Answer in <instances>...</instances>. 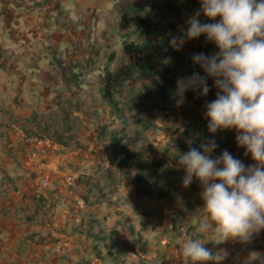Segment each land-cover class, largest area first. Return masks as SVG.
I'll list each match as a JSON object with an SVG mask.
<instances>
[{
  "label": "crops",
  "instance_id": "crops-1",
  "mask_svg": "<svg viewBox=\"0 0 264 264\" xmlns=\"http://www.w3.org/2000/svg\"><path fill=\"white\" fill-rule=\"evenodd\" d=\"M115 1L0 0V264H59L48 257L66 244L69 226L75 218L74 211L79 207L76 205L79 200V176L76 178L70 169L76 168L68 158L69 153L66 154L71 149L55 144L49 138L26 137L23 127L28 125L27 119L32 113L57 107V101L63 99L57 87L64 90L66 103L76 114L72 94L79 90L73 87L71 80L64 82L62 75L55 78L63 67L58 70L56 66L51 67V71L56 72L54 79L49 74L44 80L47 84L41 89L39 81L35 82L32 78L39 75L38 70L48 72L40 64L48 45L58 48L62 66L90 57L97 59L99 44L105 40L103 16L113 8ZM41 53L42 58L36 57V72L31 75L24 72L23 63L32 66L35 62L32 57ZM73 66L72 72L79 69L75 64ZM77 106L95 110L99 108V102L85 100ZM80 119L84 124L95 123L93 117L83 116ZM236 134L235 129L217 132V144L225 139L231 143L218 145L211 157L215 158L227 150L246 166L254 164L251 154L245 155V148L237 145ZM175 173L177 179L174 181L177 183L172 198L176 197V206L180 208L183 201L198 209L197 219L189 217L191 223L188 225L196 239L197 235L203 239L208 237L204 247L213 254L227 253L220 264H257L250 257L254 252L264 255V229L250 242L236 238L217 243L211 239L213 229L198 232L197 223L208 220L202 187L195 177L189 186L183 185L186 174L183 167L180 169L178 166ZM42 175L49 177V187L41 186L39 177ZM55 194L62 200L61 206L55 205ZM174 256L173 263L183 264L175 253ZM195 263L216 264L212 260Z\"/></svg>",
  "mask_w": 264,
  "mask_h": 264
},
{
  "label": "rangeland",
  "instance_id": "rangeland-1",
  "mask_svg": "<svg viewBox=\"0 0 264 264\" xmlns=\"http://www.w3.org/2000/svg\"><path fill=\"white\" fill-rule=\"evenodd\" d=\"M130 1L147 5L152 0L115 1L113 8L103 16L105 40L99 44L97 59L90 57L82 62L62 66V60L58 57V48L47 44L48 50L45 51V57L42 58V53L38 54L32 57L35 60L32 66L26 62L22 65L24 72L31 75L32 72H36V57L43 59L40 64L48 72L38 70L39 75L32 78L35 82L39 81L40 89L47 84L44 80L49 74H52V79H54L56 72H52L51 67L56 66L57 70L63 67L62 72H57L55 78L62 75L64 82L70 81L71 77L75 78L70 82L73 87L78 88L79 92L72 94L73 104L84 103L85 100L99 102V108L95 109L98 117L91 115L95 119L92 125L84 124L80 119L85 116L84 114L76 110V114H73L74 110L67 105V97L60 87H57V91L63 99L57 101V107L35 112L39 116L38 121L41 125L48 124L52 130L73 136L80 142L81 147H75L74 143H71L68 149L72 151L66 152V154L69 153L68 158L76 167L70 168L75 177L89 175L96 180V183H87V180H82L84 186L79 189V200L76 203L79 207L74 211L75 218L69 226L70 231L65 239L66 244L55 249L48 257L49 260H55L59 264H175L173 263L175 262L174 253L180 248V242L185 237L196 239L194 231L188 225L191 223L189 217L192 220L197 219V207H192L182 201L183 205L179 208L176 206V197L172 198V195L175 196L176 168L167 177L165 183L163 179L160 182V184L164 183L166 198L160 200L139 194L135 191L131 179L133 170L114 166L110 160L109 145L96 140V123L105 124L109 129L124 127L127 134L126 140L135 149L145 151L144 154L147 153L150 158L148 165H151L162 158L164 148L170 140L184 136L181 128L184 130L188 115L194 107L186 97L183 105L179 107L173 99L166 104L164 109L152 111V120L156 127L149 130L143 129L142 124L149 113L143 112L139 97L144 92V84H150L151 78L135 75L123 84L113 83L111 85L118 107L122 109L120 115L107 105L100 91V87L104 84V77H113L129 62L128 55L122 47L123 39L136 40L132 18L118 11ZM61 48L62 44L59 50ZM218 51L219 49L214 46L211 54ZM13 63L15 65V62ZM74 64L79 69L72 72ZM206 106L205 101L202 100L198 107L204 117L207 111ZM80 115L83 116L80 117ZM217 132L223 133L225 130H217ZM217 132L209 133L208 138L215 139ZM180 169H182L181 166ZM156 183L158 187L159 183ZM172 214L173 216H170ZM197 224L196 227H200L201 223ZM88 225L94 232L99 231L102 235L106 234V241L96 242L82 233L81 231L85 230ZM112 230L118 232V237L124 242L123 245L117 244L116 238L110 236ZM130 230H134V233L132 234ZM112 256L115 259H112ZM188 264L196 263L189 260Z\"/></svg>",
  "mask_w": 264,
  "mask_h": 264
},
{
  "label": "clouds",
  "instance_id": "clouds-1",
  "mask_svg": "<svg viewBox=\"0 0 264 264\" xmlns=\"http://www.w3.org/2000/svg\"><path fill=\"white\" fill-rule=\"evenodd\" d=\"M201 7L189 18V27L183 36H173L169 46L181 50L187 40L205 35L219 49L210 55L192 56L205 75L194 72L178 79L175 102H185L188 90L209 92L207 79L214 80L218 89L216 99L207 104L205 117L210 133L217 130L236 131V142L251 154L254 164L245 165L240 159L224 150L211 157L218 147L215 139L207 138L199 148L178 154V163L185 170L183 185L189 186L195 177L202 187V198L208 220L198 232L214 230L217 243L239 238L250 242L264 229V0H200ZM203 13L209 20L221 17L218 22L201 23ZM183 132V128H181ZM219 181V182H217ZM208 239L185 237L175 255L188 261H220L227 253L213 254L204 247ZM250 260L264 264V255L252 253Z\"/></svg>",
  "mask_w": 264,
  "mask_h": 264
},
{
  "label": "trees",
  "instance_id": "trees-1",
  "mask_svg": "<svg viewBox=\"0 0 264 264\" xmlns=\"http://www.w3.org/2000/svg\"><path fill=\"white\" fill-rule=\"evenodd\" d=\"M200 7L199 0H152L147 5L130 1L118 10L132 18L133 32L136 33V40L124 38L122 41V47L128 55L129 62L113 77H104V84L100 87L107 105L114 109L118 115L122 109L118 107V102L114 98V90L111 86L113 83L123 84L134 75L151 78L150 84H144V92L139 97V101L143 105V112L149 113L142 126L143 129L149 130L156 127L152 120V111L164 109L166 104L174 99L178 79L187 78L194 72H198L201 76L205 75L199 64H194L192 61L194 54L210 55L212 53L215 44L206 41L205 35L202 34L199 38L187 40L179 51L169 46V41L173 36L184 35L189 27V18L194 16ZM199 19L201 23H214L218 22L221 17L217 16L214 20H209L201 12ZM74 79L71 77V81ZM207 84L209 92L206 96L200 95L199 89L186 91L185 97L194 107L184 126V136L170 140L164 148L162 158L151 165H148L149 155L144 154L145 151L143 152L141 149H135L126 140L127 134L124 127L109 129L105 124L96 123V140L109 145L110 160L114 166L133 170L131 179L137 193L157 199L166 198L167 192L164 190V183L167 177L174 172V169L180 166L178 154L187 152L190 145L199 148L200 143L209 137L208 119L198 110V107L202 100L206 105L215 100L218 89L214 87V80L211 77L207 79ZM75 106L77 107L75 110L85 116L91 117L94 114L98 117L95 110L79 108L77 104ZM38 120L39 116L35 112L27 119L28 125L23 127L26 137L49 138L53 143L63 145L65 148H70V144L74 143L75 147L79 148L80 142L73 136L60 134L57 130H52L48 124L41 125ZM230 143V140L225 139L218 145L226 146ZM83 179L87 180V183H96L92 176L80 175L78 178L80 188L84 186ZM162 179L164 183L160 184ZM156 182L159 183L158 187L155 185ZM130 231L132 234L134 233V230ZM81 232L96 242H103L107 239L106 234L102 235L99 231L94 232L89 225ZM110 236L116 238L117 244L123 245L124 242L118 237L117 231L112 230ZM112 259L115 257L112 256Z\"/></svg>",
  "mask_w": 264,
  "mask_h": 264
},
{
  "label": "built area",
  "instance_id": "built-area-1",
  "mask_svg": "<svg viewBox=\"0 0 264 264\" xmlns=\"http://www.w3.org/2000/svg\"><path fill=\"white\" fill-rule=\"evenodd\" d=\"M39 182H40V184H41V186H43V187H49V182H50V180H49V177H47V176H40L39 177ZM55 197H54V203H55V205L56 206H61V199H60V197L57 195V194H55L54 195Z\"/></svg>",
  "mask_w": 264,
  "mask_h": 264
}]
</instances>
